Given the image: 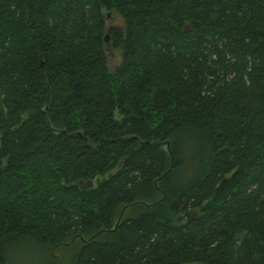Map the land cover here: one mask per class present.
<instances>
[{
    "label": "trees",
    "instance_id": "16d2710c",
    "mask_svg": "<svg viewBox=\"0 0 264 264\" xmlns=\"http://www.w3.org/2000/svg\"><path fill=\"white\" fill-rule=\"evenodd\" d=\"M27 239L264 264V0H0V264Z\"/></svg>",
    "mask_w": 264,
    "mask_h": 264
},
{
    "label": "rangeland",
    "instance_id": "374dc122",
    "mask_svg": "<svg viewBox=\"0 0 264 264\" xmlns=\"http://www.w3.org/2000/svg\"><path fill=\"white\" fill-rule=\"evenodd\" d=\"M123 22L120 17L113 15L109 18L107 27L122 26ZM107 64L109 70H114L121 64V53L118 50H113L109 46L107 52ZM122 208L119 210L120 214ZM73 251L70 248H61L55 252V255L60 258L56 260L57 264H70L71 254ZM7 264H49L46 251L38 247L29 239L14 242L8 252Z\"/></svg>",
    "mask_w": 264,
    "mask_h": 264
},
{
    "label": "water",
    "instance_id": "95a60500",
    "mask_svg": "<svg viewBox=\"0 0 264 264\" xmlns=\"http://www.w3.org/2000/svg\"><path fill=\"white\" fill-rule=\"evenodd\" d=\"M107 16H108L107 18H109L110 14H108ZM104 43H105V45L107 47V51H109V39H108V37H105ZM190 216H191V213L186 214L187 220L189 219Z\"/></svg>",
    "mask_w": 264,
    "mask_h": 264
}]
</instances>
